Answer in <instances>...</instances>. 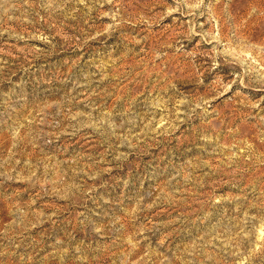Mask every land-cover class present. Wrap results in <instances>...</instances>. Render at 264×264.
<instances>
[{
	"label": "rangeland",
	"instance_id": "obj_1",
	"mask_svg": "<svg viewBox=\"0 0 264 264\" xmlns=\"http://www.w3.org/2000/svg\"><path fill=\"white\" fill-rule=\"evenodd\" d=\"M0 264H264V0H0Z\"/></svg>",
	"mask_w": 264,
	"mask_h": 264
}]
</instances>
